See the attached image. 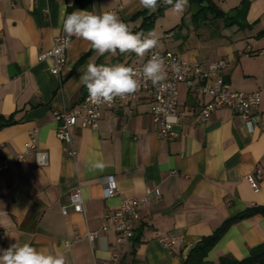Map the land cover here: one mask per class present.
I'll list each match as a JSON object with an SVG mask.
<instances>
[{"label":"crops","instance_id":"obj_1","mask_svg":"<svg viewBox=\"0 0 264 264\" xmlns=\"http://www.w3.org/2000/svg\"><path fill=\"white\" fill-rule=\"evenodd\" d=\"M211 1L223 12L242 2L231 0L226 10V0ZM248 1L244 18L232 25L211 13L195 18L196 8L188 3L180 21L171 25V35L170 28L161 31L172 39L171 49L158 52L172 51L198 63L228 60L222 75L231 88L261 95L257 124L249 129L233 111L216 107L199 125L195 116L201 97L180 83L178 108L186 115L174 126L177 137L156 135L149 102L140 96L102 110L97 129L75 125L76 153L69 156L56 135L54 112L72 108L88 92L79 84L86 65L132 66L146 56L99 55L88 42L71 37L61 71L52 74L50 61L39 60V54L65 34L62 21L77 9L116 12L134 33L146 35L160 27L158 8L145 9L139 0H87L69 13L75 0H0V166L8 163L0 171V231L5 232L0 249L30 242L45 252H63L67 264H108L115 233L101 230L104 214L150 190L159 198L139 207L119 264H183L190 250L224 221L264 206V0ZM153 14L152 24L148 19L141 28ZM29 131H35L36 150L47 153L45 166L36 164L34 150L25 151ZM249 175L256 176V189ZM106 177H112L117 190L110 197L104 195ZM73 186L81 188L83 212L69 207ZM87 231L97 233L92 242ZM159 237L176 242L166 247ZM261 244L264 214L257 213L232 223L206 260H242Z\"/></svg>","mask_w":264,"mask_h":264},{"label":"built area","instance_id":"obj_2","mask_svg":"<svg viewBox=\"0 0 264 264\" xmlns=\"http://www.w3.org/2000/svg\"><path fill=\"white\" fill-rule=\"evenodd\" d=\"M171 35V32L167 34ZM66 35H58L54 38L51 48L41 52L39 60L48 59L51 63L50 72L58 74L64 63L67 48H61V42ZM159 54L166 63L167 79L159 86H153L151 81H141L140 89L123 99L116 98L111 103H94L90 100L88 92L72 108L61 109L54 112L57 120V137L66 145L67 154L75 155L73 148L74 137L72 128L80 124L83 128L97 129L99 119L104 109H113L119 105L129 104L134 99L144 96L149 102V112L153 123L156 126V135L163 139H172L178 136L174 126L180 123L186 115L184 110L178 108L179 92L178 84L183 83L195 94L201 97V104L195 116L199 125L208 121L212 110L216 107H225L240 116L249 129L258 123L259 118L255 113L261 102V95L258 91L244 92L231 88L230 83L222 75L224 67L229 65L226 59L198 63L183 59L179 54L172 51L158 52L151 50L146 58L139 64L130 67L139 69L146 63L152 55ZM130 112V111H129ZM35 131L28 132V140L24 143L25 151L34 150L35 162L38 166H45L48 163V156L45 151L36 150ZM39 162H38V161ZM6 161L0 166V171L7 168ZM256 176L249 175L247 180L253 189L257 188ZM107 185L104 188L106 197L117 193L112 177L103 180ZM159 198V194H153L150 190L139 198H125L118 207L111 213L103 216L101 230L106 231L111 228L115 233L114 249L108 264H119L121 251L124 244L133 237L134 224L139 218L138 209L140 206L150 204L154 199ZM69 207L75 212L84 211V202L79 186H73L69 191ZM63 215H67L68 208L63 206ZM97 233L87 231L85 236L90 242L94 240ZM5 237V232L0 231V238ZM159 241L166 247L175 244L173 238L159 237Z\"/></svg>","mask_w":264,"mask_h":264},{"label":"clouds","instance_id":"obj_3","mask_svg":"<svg viewBox=\"0 0 264 264\" xmlns=\"http://www.w3.org/2000/svg\"><path fill=\"white\" fill-rule=\"evenodd\" d=\"M139 3L143 8L155 11L161 0H139ZM162 3L171 6V11L178 15L188 7V0H162ZM62 29L66 38L61 42V48L71 47L70 38L75 37L88 42L99 55H115L119 51L121 54L134 53L143 60L159 43L154 31L146 35L134 33L116 12L97 14L77 9L65 16ZM166 79L165 60L154 54L139 69L124 64L106 66L88 63L79 76V84L86 87L94 103H111L116 98L123 99L136 93L142 80L151 81L153 86L159 87ZM0 264H67V260L63 252H45L25 242L0 249Z\"/></svg>","mask_w":264,"mask_h":264},{"label":"trees","instance_id":"obj_4","mask_svg":"<svg viewBox=\"0 0 264 264\" xmlns=\"http://www.w3.org/2000/svg\"><path fill=\"white\" fill-rule=\"evenodd\" d=\"M86 1L87 0H75L74 5L69 8V13L73 9L84 7ZM203 2H206L207 6H202ZM188 3L192 6H197L196 11H194L192 14L193 17L196 18L199 15L205 16L207 13H211L214 16L220 15L228 22L227 25H232L234 23L240 22V20L244 18L249 1L242 0L239 6L232 8L229 12H223L211 0H188ZM169 7L171 6H165L161 2L155 16L160 15L164 9ZM155 16L154 14L147 16L145 22H143L141 25V28L147 27L146 24L148 19H150L149 23L152 24ZM257 213L264 214V206L249 207L239 214L224 221L222 225L218 227L213 233L208 236H204L201 241L190 250L183 264H264V244L252 249L250 255L242 260L233 259L229 256H221L218 263H213L206 260L209 250L218 242V240L232 223Z\"/></svg>","mask_w":264,"mask_h":264},{"label":"rangeland","instance_id":"obj_5","mask_svg":"<svg viewBox=\"0 0 264 264\" xmlns=\"http://www.w3.org/2000/svg\"><path fill=\"white\" fill-rule=\"evenodd\" d=\"M231 0H226L223 4V8L228 10L229 8V3H230ZM195 8H197V6H194ZM183 16V13L182 14H176L174 13L173 11H171V7L167 8V9H164L162 11V13L159 15V20L157 21L158 22V27L155 31V33L157 34V36L159 37V43L157 45L156 48H154L156 51H158L159 48H168V49H171V41L172 39L171 38H163L162 36V29L163 28H170V32H171V25L173 26L174 23H176L175 21L178 20V22L180 21L181 17ZM165 21L162 25V22ZM162 27V28H161ZM168 33V32H167ZM174 40V39H173Z\"/></svg>","mask_w":264,"mask_h":264},{"label":"water","instance_id":"obj_6","mask_svg":"<svg viewBox=\"0 0 264 264\" xmlns=\"http://www.w3.org/2000/svg\"><path fill=\"white\" fill-rule=\"evenodd\" d=\"M206 5H207V3H206V2H203V3H202V6H206Z\"/></svg>","mask_w":264,"mask_h":264}]
</instances>
